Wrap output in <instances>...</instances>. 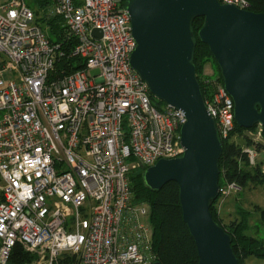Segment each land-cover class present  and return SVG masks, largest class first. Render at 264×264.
Returning <instances> with one entry per match:
<instances>
[{
  "label": "built area",
  "instance_id": "1",
  "mask_svg": "<svg viewBox=\"0 0 264 264\" xmlns=\"http://www.w3.org/2000/svg\"><path fill=\"white\" fill-rule=\"evenodd\" d=\"M219 2L249 8L247 0ZM43 17L57 19L58 36ZM134 47L122 0L0 2V264L17 243L48 264L64 255L73 264L155 260L148 205L133 198L130 174L180 155L186 118L153 99L129 63ZM203 80L226 139L233 100L218 77ZM257 125L246 136L263 148L242 147L252 165L264 154ZM225 185V195L238 188Z\"/></svg>",
  "mask_w": 264,
  "mask_h": 264
},
{
  "label": "water",
  "instance_id": "2",
  "mask_svg": "<svg viewBox=\"0 0 264 264\" xmlns=\"http://www.w3.org/2000/svg\"><path fill=\"white\" fill-rule=\"evenodd\" d=\"M135 47L129 63L151 94L184 112L180 128L183 151L160 158L142 172L144 184L160 189L178 184L182 219L195 242L197 264H238L231 237L210 211L220 186L222 143L207 109L192 61L191 24L216 62L223 86L233 100L235 123L264 128V12L219 0H125ZM92 34L101 36L98 28ZM151 264H161L154 260Z\"/></svg>",
  "mask_w": 264,
  "mask_h": 264
},
{
  "label": "trees",
  "instance_id": "3",
  "mask_svg": "<svg viewBox=\"0 0 264 264\" xmlns=\"http://www.w3.org/2000/svg\"><path fill=\"white\" fill-rule=\"evenodd\" d=\"M35 1L37 5H42L47 2V0ZM247 1L249 9L252 11L264 12V0ZM124 2L125 0H122L123 5ZM202 21L203 17H196L191 24L193 39L195 41L192 61L196 67V75L200 84L202 96L206 99L210 92V87L204 83V75H201L198 72L200 66L198 61L203 57L206 59L208 56L212 57V55L207 45L200 42L197 37V31L202 25ZM47 24L51 26L50 34L55 35V37L58 36L61 28L57 23V19H51ZM66 61L67 60H60V65L65 64ZM77 67L80 66H75V68ZM68 69H70V67ZM216 77L222 81L220 71ZM153 99H155L156 102H161L155 97H153ZM245 130V128L239 127L234 122V129L229 137L221 139L222 153L218 161L219 179L223 177L226 183L234 182L239 186L243 184L246 174L242 171L239 163L242 162L245 163V165H249V162L242 147L236 144L232 137L234 133ZM244 146H251L256 150H261L263 148L261 142L252 141L247 136ZM251 167L253 168V174H249V176H252L254 180L264 183V161L260 159ZM143 170L144 169H138L130 174V187L133 193V198L136 201H143L148 205L149 222L152 226V250L155 254V260H158L161 264H197L198 255L196 245L187 225L182 219V211L178 197V184L174 181H168L160 189H150L144 184L142 179ZM218 183L221 188L222 186L219 180ZM215 200L210 207L212 217L229 233L231 237V247L238 259V264H243L244 259L249 256H255L264 260V238L260 239L247 233L249 229L250 213L246 211V216L242 217L239 221H232L227 229L222 225L214 213L213 205ZM258 213L261 223L264 224V207H259ZM30 258L31 256L29 253L17 243L11 248L6 264H23L29 262Z\"/></svg>",
  "mask_w": 264,
  "mask_h": 264
},
{
  "label": "rangeland",
  "instance_id": "4",
  "mask_svg": "<svg viewBox=\"0 0 264 264\" xmlns=\"http://www.w3.org/2000/svg\"><path fill=\"white\" fill-rule=\"evenodd\" d=\"M2 1L3 0H0V2ZM26 2L31 6L36 5L35 0H26ZM41 21L44 26L47 27L50 37L55 38V35L50 34L51 26L47 24L48 21L44 19V17L41 19ZM198 62L200 64L198 72L201 75L213 77L219 74L218 67L211 56H208L207 59L203 57ZM203 62L204 64L201 67ZM257 128H259L258 125L252 127V130H254V132L258 131ZM246 135L247 131H240L234 133L232 139L236 144L241 147H244L246 142ZM261 139H263L264 141V134ZM258 159H262L264 161V154H261ZM248 164L249 165H245V163L242 162L239 163V166L242 168V171L246 173L243 184L241 186L238 185L237 189L230 191L226 195L219 191V195L214 202L213 209L216 217L227 229L229 228L228 226L232 221L241 220L242 217L247 215L246 211H248L250 213L249 232L255 234L258 238L263 239L264 224H262L260 221L258 208L264 207V183L254 180L252 176H249V174H253V168L251 167L252 164ZM219 182L222 187L226 186V181L223 177L219 179ZM28 253L31 256L30 261L25 262L23 264H48L47 258H42L41 253L38 250ZM244 260L245 261L243 263H249V258ZM55 263L73 264L74 258L70 255H64L63 257L58 258Z\"/></svg>",
  "mask_w": 264,
  "mask_h": 264
},
{
  "label": "crops",
  "instance_id": "5",
  "mask_svg": "<svg viewBox=\"0 0 264 264\" xmlns=\"http://www.w3.org/2000/svg\"><path fill=\"white\" fill-rule=\"evenodd\" d=\"M247 232H248V234H250V235H252V236H254V237H257L255 234L250 233V232H249V229H248ZM248 258H249V260H248L249 263H243V264H264L262 258H258V257H255V256H249V257H247L246 259H248ZM244 261H245V260H244ZM244 261H243V262H244Z\"/></svg>",
  "mask_w": 264,
  "mask_h": 264
}]
</instances>
